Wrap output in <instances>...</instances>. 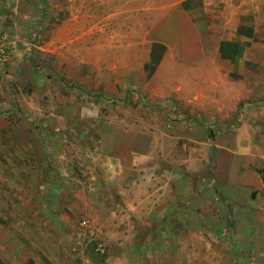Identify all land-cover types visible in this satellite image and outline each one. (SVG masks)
<instances>
[{
  "label": "rangeland",
  "instance_id": "1",
  "mask_svg": "<svg viewBox=\"0 0 264 264\" xmlns=\"http://www.w3.org/2000/svg\"><path fill=\"white\" fill-rule=\"evenodd\" d=\"M2 33L0 264H264V0H0Z\"/></svg>",
  "mask_w": 264,
  "mask_h": 264
},
{
  "label": "built area",
  "instance_id": "2",
  "mask_svg": "<svg viewBox=\"0 0 264 264\" xmlns=\"http://www.w3.org/2000/svg\"><path fill=\"white\" fill-rule=\"evenodd\" d=\"M9 44L7 40V35L5 33L0 34V61L8 57Z\"/></svg>",
  "mask_w": 264,
  "mask_h": 264
},
{
  "label": "crops",
  "instance_id": "3",
  "mask_svg": "<svg viewBox=\"0 0 264 264\" xmlns=\"http://www.w3.org/2000/svg\"><path fill=\"white\" fill-rule=\"evenodd\" d=\"M11 42H12V41H11ZM9 45H10V43H9ZM18 55H19L18 53H14L11 57L8 56L6 59L0 61V65H2V64H4V63H7V65L12 66L14 63H16V62L19 61V56H18ZM164 261H165V263H166L167 261H171V260H170V258H167V259L164 260ZM107 263H109V261H108ZM169 264H173V263L171 262V263H169Z\"/></svg>",
  "mask_w": 264,
  "mask_h": 264
},
{
  "label": "trees",
  "instance_id": "4",
  "mask_svg": "<svg viewBox=\"0 0 264 264\" xmlns=\"http://www.w3.org/2000/svg\"><path fill=\"white\" fill-rule=\"evenodd\" d=\"M95 96H96V97H101L100 95H97V94H96ZM209 135H210V137H211V134H209Z\"/></svg>",
  "mask_w": 264,
  "mask_h": 264
}]
</instances>
